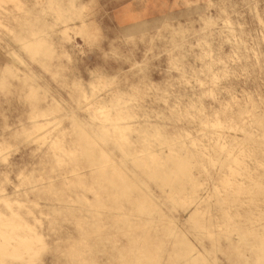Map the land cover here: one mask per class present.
Masks as SVG:
<instances>
[{"label": "rangeland", "instance_id": "rangeland-1", "mask_svg": "<svg viewBox=\"0 0 264 264\" xmlns=\"http://www.w3.org/2000/svg\"><path fill=\"white\" fill-rule=\"evenodd\" d=\"M262 21L264 0H0V264H102L127 224L178 264H264Z\"/></svg>", "mask_w": 264, "mask_h": 264}, {"label": "clouds", "instance_id": "clouds-1", "mask_svg": "<svg viewBox=\"0 0 264 264\" xmlns=\"http://www.w3.org/2000/svg\"><path fill=\"white\" fill-rule=\"evenodd\" d=\"M261 23L264 25V21ZM67 202L80 205L78 210L92 207L85 195L75 186L67 193ZM129 215L132 213L130 212ZM109 227H115V225L98 227L94 234H99ZM181 227H186L182 221L171 225L170 232L179 234ZM147 229L146 224H127L124 228H119L115 233L107 236L106 241L111 245L109 251L113 256L111 260L103 261L102 264H178L177 254L169 252V233L150 238Z\"/></svg>", "mask_w": 264, "mask_h": 264}, {"label": "bare ground", "instance_id": "bare-ground-1", "mask_svg": "<svg viewBox=\"0 0 264 264\" xmlns=\"http://www.w3.org/2000/svg\"><path fill=\"white\" fill-rule=\"evenodd\" d=\"M214 77V76H213ZM212 77V78H213ZM215 78V77H214ZM213 78V79H214ZM217 78V77H216ZM215 78V79H216ZM214 79V80H215ZM218 79V78H217ZM232 97V96H231ZM91 107H95L98 111H100V112H105V114L107 115V116H109L108 115V113L106 112V110H105V107L104 106H101L100 104H99V102H97L96 104H93V105H91ZM201 107V106H200ZM200 111V110H199ZM202 112V111H201ZM52 121H49L48 123H47V125H49L50 123H51ZM208 123V122H207ZM206 124V123H205ZM46 125V126H47ZM129 128H130V126H124V127H122V128H118V131H120L119 132V138L121 139V141H117L118 142V144L121 146L123 143H124V141L126 140V133H125V130H129ZM190 144H195V141L193 142V141H190ZM202 159V158H201ZM204 166V165H203ZM205 167V166H204ZM221 181H223V179H221ZM2 200H4V201H6L7 202V200L6 199H4V198H2ZM228 200H226V206H227V210H228V212H227V216H230L231 217V214H230V211H231V208L233 207V203L232 202H227ZM238 216H240V214H237ZM84 244V243H83ZM20 247V246H19ZM78 252H80L79 251V249L76 247V250L73 252V253H69L68 255H70V254H77Z\"/></svg>", "mask_w": 264, "mask_h": 264}]
</instances>
